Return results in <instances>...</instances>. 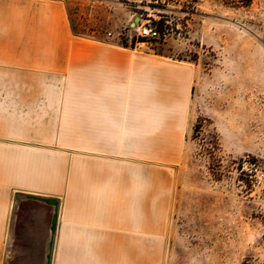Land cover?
I'll list each match as a JSON object with an SVG mask.
<instances>
[{
  "label": "rangeland",
  "instance_id": "obj_1",
  "mask_svg": "<svg viewBox=\"0 0 264 264\" xmlns=\"http://www.w3.org/2000/svg\"><path fill=\"white\" fill-rule=\"evenodd\" d=\"M60 1L74 35L115 41L192 73L185 123L168 156H154L144 172L137 159L131 196L152 200L153 221L118 224L114 243L130 252L117 254V263L264 264V0L246 7L220 0ZM136 16L153 23L159 37L137 35ZM47 199L14 193L6 236L13 264H49L64 221L59 199ZM140 229L148 236H124Z\"/></svg>",
  "mask_w": 264,
  "mask_h": 264
},
{
  "label": "crops",
  "instance_id": "obj_2",
  "mask_svg": "<svg viewBox=\"0 0 264 264\" xmlns=\"http://www.w3.org/2000/svg\"><path fill=\"white\" fill-rule=\"evenodd\" d=\"M191 75L74 35L60 0H0V264L16 260L6 248L15 192L59 199L64 225L49 264H118L130 252L114 243L118 224L153 221L152 200L131 196L137 159L144 172L168 156Z\"/></svg>",
  "mask_w": 264,
  "mask_h": 264
},
{
  "label": "built area",
  "instance_id": "obj_3",
  "mask_svg": "<svg viewBox=\"0 0 264 264\" xmlns=\"http://www.w3.org/2000/svg\"><path fill=\"white\" fill-rule=\"evenodd\" d=\"M133 29L137 30V35L145 40H155L159 37V31L156 26L149 21H142L133 25Z\"/></svg>",
  "mask_w": 264,
  "mask_h": 264
},
{
  "label": "trees",
  "instance_id": "obj_4",
  "mask_svg": "<svg viewBox=\"0 0 264 264\" xmlns=\"http://www.w3.org/2000/svg\"><path fill=\"white\" fill-rule=\"evenodd\" d=\"M225 5L232 7H246L250 4L251 0H220ZM196 126V125H195Z\"/></svg>",
  "mask_w": 264,
  "mask_h": 264
},
{
  "label": "water",
  "instance_id": "obj_5",
  "mask_svg": "<svg viewBox=\"0 0 264 264\" xmlns=\"http://www.w3.org/2000/svg\"><path fill=\"white\" fill-rule=\"evenodd\" d=\"M138 21H139V17L136 16V17L133 19V22L131 23V25H134V24L138 23Z\"/></svg>",
  "mask_w": 264,
  "mask_h": 264
}]
</instances>
